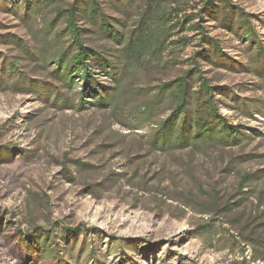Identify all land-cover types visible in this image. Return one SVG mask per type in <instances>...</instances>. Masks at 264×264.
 I'll return each mask as SVG.
<instances>
[{
    "label": "rangeland",
    "instance_id": "374dc122",
    "mask_svg": "<svg viewBox=\"0 0 264 264\" xmlns=\"http://www.w3.org/2000/svg\"><path fill=\"white\" fill-rule=\"evenodd\" d=\"M226 1L236 12L228 14L233 27L222 23L220 2L218 18L203 13L195 19L222 57L199 43L195 31L175 29L172 39L190 36V44L176 51L170 44L158 63L126 79L115 108L96 105L91 95H84L83 106L58 107L52 97L4 86L11 79L0 73V264H34L23 259L30 242L24 238L47 230L64 264H264V69L254 70L258 47L241 36L236 17L240 8L264 48V0ZM98 2L111 22L124 20L111 0ZM24 3L0 0V69L19 62L20 72L77 104L74 90L60 88L51 68L22 50H36L39 28L23 22ZM179 3L194 15L204 0ZM87 38L91 48L115 49L93 31ZM202 50L206 57L197 60L204 75L228 92L216 95L221 114L250 137L231 146L157 151L149 137L170 103L141 127L129 112L159 84L181 76ZM97 80L111 85L101 69ZM233 94L258 108L245 113ZM245 175L252 177L242 183ZM40 260L36 264H54Z\"/></svg>",
    "mask_w": 264,
    "mask_h": 264
},
{
    "label": "trees",
    "instance_id": "16d2710c",
    "mask_svg": "<svg viewBox=\"0 0 264 264\" xmlns=\"http://www.w3.org/2000/svg\"><path fill=\"white\" fill-rule=\"evenodd\" d=\"M217 2L221 3L222 23L233 27L234 21L228 14L236 12L226 0H204L203 7L194 15H187L179 7V0H111L112 7L124 17V20H116L115 23L110 21L98 0H25L20 16L28 27L36 23L39 28L34 35L38 40L36 50L25 47L22 50L32 60L41 62L40 67L51 68V76L60 88L74 90L73 97L77 104L62 94L59 88L33 80L20 72L19 62L9 61L1 66L0 73H6L11 80L5 84L0 79V84L38 94L45 100L52 97L53 103L57 102L56 106L62 108L83 106L84 95H91L98 106L118 107L126 79L134 77L139 71H145L153 61L158 63L164 54L169 53L170 44H177L173 51L190 44V36L173 40L175 29L195 31L200 36L199 43L208 42L211 45L214 56L224 55L217 41L209 38L205 27L195 21L196 18L202 19L203 13H212L218 18L220 9ZM169 3L174 5L173 8ZM227 9L231 12H227ZM236 10L237 22L242 28L241 36L258 47L254 70L261 72L264 69V48L246 14L240 8ZM92 31L110 39L115 49L107 53L101 48H91L87 35ZM199 56L206 57L204 50L197 51L190 58V68L181 76L159 84L151 98L129 112V118L141 127L151 120L159 107L170 103L167 116L156 124L149 137L151 147L157 151L231 146L250 137L240 125H231L221 114L216 95L220 91L228 92L225 88L210 84L197 60ZM97 69L110 77L111 85L104 86L98 82ZM78 87L81 91H78ZM231 100L237 107H242L245 113L258 108L255 105L252 106L254 108L247 107L234 94ZM251 177L245 175L242 183ZM30 237L24 238L30 241L24 244L27 252L23 255L25 262L33 261L36 264L38 258L41 259L39 263L64 264L63 259L51 248L48 230L39 232L34 238ZM259 259L264 262V258Z\"/></svg>",
    "mask_w": 264,
    "mask_h": 264
}]
</instances>
